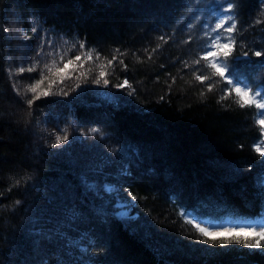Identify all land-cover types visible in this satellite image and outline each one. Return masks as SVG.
Returning a JSON list of instances; mask_svg holds the SVG:
<instances>
[{
	"label": "trees",
	"instance_id": "16d2710c",
	"mask_svg": "<svg viewBox=\"0 0 264 264\" xmlns=\"http://www.w3.org/2000/svg\"><path fill=\"white\" fill-rule=\"evenodd\" d=\"M226 2L0 0V264H264V248L205 243L180 214L217 226L264 221L260 110L239 107L234 94L220 101L226 85L209 92L215 81L194 78L202 66L182 63L203 54L205 30ZM239 5L235 35L250 62L238 71L261 86L264 56L252 52L264 49V3ZM41 37L57 47L67 41L61 50L78 42L94 49L85 64L93 74L117 57L105 69L109 86L73 80L68 97L29 108L23 90L38 73L10 79L7 69L27 66ZM125 78L132 95L115 87ZM65 130L69 141L52 147ZM116 185L136 197L134 217L118 214ZM187 236L204 249L190 251Z\"/></svg>",
	"mask_w": 264,
	"mask_h": 264
},
{
	"label": "snow or ice",
	"instance_id": "6c2138e0",
	"mask_svg": "<svg viewBox=\"0 0 264 264\" xmlns=\"http://www.w3.org/2000/svg\"><path fill=\"white\" fill-rule=\"evenodd\" d=\"M264 3V0H261ZM239 0H227L226 5H217V14L214 22L208 26L205 30V43L202 48V55L198 56L195 60L189 64L187 61H183L185 68H195L196 66H202L203 71L197 69L194 76L195 80L200 84H204L206 81H215L207 85V91L211 92L217 82H223L226 87L221 94L219 100L223 101L233 94L236 97L235 103L239 107H252L254 106L258 112L260 118L255 121L259 126V130L264 134V85L256 86L250 83L248 79L238 71V65L240 63H249V52L244 49L247 47L243 43L237 44L236 33L238 29V13L235 9L239 8ZM264 15V13H262ZM5 33L8 32L7 28H4ZM32 33H37L38 29L31 27ZM24 37L28 36V31L22 32ZM161 41L167 43V40L163 35L159 37ZM45 44L48 46V50L45 49ZM68 42L65 41L64 45ZM62 46H55L50 39L41 37L35 49V56L32 57L30 63L27 66H19L16 73H13L11 68L7 69L9 78L11 79L14 74L38 73L37 77L33 78V83L28 84L23 90L24 95L31 93V98L26 100V104L29 108L32 107L41 99H46L53 96L68 97L70 92L67 90V82L80 81L82 78L91 79L92 83L97 86H103L107 88L110 84L108 79L109 72L106 68H111L117 57L113 56L112 59L107 60V63H99L97 67L99 71L93 74L91 67L85 69V64L88 62H94L93 51L89 48L85 50L86 45L84 42L73 43L66 48ZM237 47L241 49L237 54ZM160 45H157L153 49V52L157 51ZM75 50L74 55L69 56L70 52ZM116 51H119L117 49ZM252 55L255 57L264 56V49L254 50ZM151 59V55L149 56ZM101 57L97 52L95 55V61H100ZM262 61H260L261 64ZM119 63L123 66L122 70H127V65L120 60ZM264 66V64H261ZM81 69H85L81 71ZM94 75V78H93ZM216 78H219L216 81ZM173 82L175 78L173 77ZM117 88H128L129 95L134 94L135 89L130 84L127 78L122 82L115 85ZM82 84L77 82L74 85L73 91L80 90ZM13 89L20 94V89L16 88V82L13 81ZM204 95L202 91L200 93ZM163 98V97H161ZM93 133L98 132V129H92ZM69 141L67 131H64L63 135H56L55 144L52 147L60 146L61 144ZM255 151L264 157V148L257 146ZM18 183V182H17ZM131 195V193H130ZM132 199L136 197L132 195ZM19 203V201H17ZM182 217H187L189 214L185 212L180 213ZM187 223L194 225L198 232L205 238V243H211L214 246H228L233 243L240 244L248 248H264V226L262 227H240V228H221L214 229L210 226H202L201 221L196 217L186 220Z\"/></svg>",
	"mask_w": 264,
	"mask_h": 264
},
{
	"label": "rangeland",
	"instance_id": "374dc122",
	"mask_svg": "<svg viewBox=\"0 0 264 264\" xmlns=\"http://www.w3.org/2000/svg\"><path fill=\"white\" fill-rule=\"evenodd\" d=\"M15 15V14H13ZM17 15V14H16ZM21 21L20 18L18 19V22ZM1 23V21H0ZM13 25H15L14 23H12ZM264 135V134H263ZM261 148H264V139H263V142L259 145H257ZM61 181H63L61 179ZM66 184H70V181H64ZM111 185L110 184H107L106 187L109 188ZM127 188L123 187L122 185H116L113 187L112 191H113V198L115 200V205L118 207V214L120 216H123V217H131V216H135L136 214L131 210V207H130V201H132V194L130 195V191L129 190H126ZM192 217L191 216H187L186 219H191ZM202 226H210L214 229H221V228H240V227H244V228H248V227H262L264 226V224L262 225H251V226H244V225H236V226H233V227H218V226H215V225H210V224H207V223H202ZM193 238H195L196 242H192L193 241ZM187 241H186V244H188L189 246V249L190 251H196L195 249L198 248V249H201L203 250L204 249V242H202V244H200L199 240L197 239V237H190V236H187L185 238ZM190 240V241H189ZM199 246V247H197ZM200 250V251H201ZM180 252L182 255H189L190 253L188 252L187 253V250H185L184 248H181L180 249ZM198 252V251H197Z\"/></svg>",
	"mask_w": 264,
	"mask_h": 264
}]
</instances>
